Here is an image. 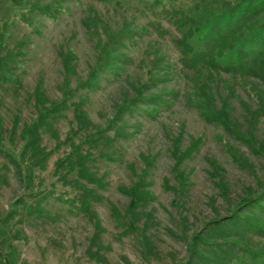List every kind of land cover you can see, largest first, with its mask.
<instances>
[{"label": "rangeland", "instance_id": "1", "mask_svg": "<svg viewBox=\"0 0 264 264\" xmlns=\"http://www.w3.org/2000/svg\"><path fill=\"white\" fill-rule=\"evenodd\" d=\"M152 1L0 0V264H175L193 232L263 189L264 114L253 118L259 96L241 79L263 96L264 81L222 71L211 96L218 107L227 99L231 127L207 121L187 98L192 80L175 67L170 34L155 28L160 19L172 30ZM102 45L113 57L83 87ZM140 86L148 97L125 107ZM63 96L65 106L41 110ZM37 118L42 166L22 152V130ZM78 153L103 184L69 169ZM85 186L99 194L87 209ZM64 187L77 205L57 196ZM238 212L226 232L264 248V193Z\"/></svg>", "mask_w": 264, "mask_h": 264}, {"label": "trees", "instance_id": "2", "mask_svg": "<svg viewBox=\"0 0 264 264\" xmlns=\"http://www.w3.org/2000/svg\"><path fill=\"white\" fill-rule=\"evenodd\" d=\"M148 5L159 7L160 9L157 10L159 17H164L166 22L172 26L171 30L169 26H161L160 19L155 21L157 22L155 28L159 29V34L163 35L167 31L177 50L175 67L192 80V87L187 95L188 100L193 106L199 108L201 115L207 121L215 120L230 128L229 112L226 109L227 99L224 96L222 97L220 107L215 104L211 96L212 80L214 78L215 81V76L221 77L222 71H226L234 77L237 75L241 77L251 76L264 81V0H168L167 2L153 0L146 7ZM4 35V23L0 20V50L5 46L2 40ZM101 47L105 51L103 56L99 57L96 64L91 67L92 69L87 78L79 81L83 87L94 85L96 75L103 67L102 62H109V59L111 60L113 57L105 45ZM230 55L233 56V59L226 60L225 57ZM3 58L0 55V64ZM151 68H148V72ZM2 70L0 68V77H2ZM241 81L246 84L247 89L250 87L259 96V106L253 112V118L261 113L264 114V96L260 89H256L254 84L247 85L244 78ZM141 86L135 89L136 94L130 100H127L130 101L129 103L126 101L125 107L130 108L129 104H138L139 100L148 97L141 94ZM63 105H66L64 96L58 102H52L49 106L41 107V110L61 108ZM41 119L32 120L22 130V136L25 139L22 152L32 150L35 159L31 157V161L39 166H42L45 158V154L37 149L38 127ZM197 142L198 140L194 139L185 153L188 154ZM84 159H86V155L78 153L74 159H69V169L78 167V172L85 178H89L100 185L103 184L102 180L88 169ZM181 183H183V180ZM225 186L222 185V188H225ZM128 192L131 198L127 211L131 214L138 198L134 193V188ZM262 193H264V187L263 189L260 188L256 195L241 197L229 216L206 221L203 229L193 232L189 243L188 256L175 264H212L214 262L216 264H261L264 261V248L255 250L237 244L226 232L225 227L227 223L238 218L236 214H239L238 210L241 205L258 199ZM56 194L69 204L77 205L75 197L66 196L65 187L61 189L60 193ZM88 195L99 196L94 188L83 187L81 201L84 209L88 208ZM93 214L95 215V213ZM129 222L131 223L132 220L130 219ZM203 231L207 232L209 239L202 237L201 233ZM201 239L205 240L210 247L206 246L205 250L199 249L198 242ZM234 248L242 250L243 254L238 255ZM194 256L198 258L196 259ZM6 263L7 261H5ZM8 264H14L13 260Z\"/></svg>", "mask_w": 264, "mask_h": 264}]
</instances>
